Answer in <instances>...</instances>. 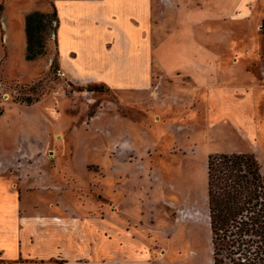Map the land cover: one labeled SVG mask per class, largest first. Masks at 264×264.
I'll return each instance as SVG.
<instances>
[{
    "label": "rangeland",
    "instance_id": "374dc122",
    "mask_svg": "<svg viewBox=\"0 0 264 264\" xmlns=\"http://www.w3.org/2000/svg\"><path fill=\"white\" fill-rule=\"evenodd\" d=\"M216 5L215 63L211 57L199 66L206 56L192 46L209 43L205 22L185 35L190 48L182 49L169 10L170 16L159 14L169 27L164 61L152 64L151 87L115 91L63 76L50 17L39 31L43 53L24 58V14L50 16V0H0V139L9 146L33 142L38 149L25 156L30 170L49 176L57 193L69 186L73 203L111 207L122 194L117 175L127 171L124 186L139 193L142 182L129 166L146 172L151 189L160 184L166 206L165 264H212L204 211L207 155L252 153L264 175V7L260 0ZM183 74L215 78L198 82ZM70 163L73 176H66Z\"/></svg>",
    "mask_w": 264,
    "mask_h": 264
},
{
    "label": "crops",
    "instance_id": "0c3cea01",
    "mask_svg": "<svg viewBox=\"0 0 264 264\" xmlns=\"http://www.w3.org/2000/svg\"><path fill=\"white\" fill-rule=\"evenodd\" d=\"M167 1L170 5L161 0H50L56 63L63 76L101 82L115 91L150 88L155 79L152 64L161 66L167 44L169 18L159 14L170 16L169 10L172 25L180 30L182 49L190 48L185 35L200 30L205 22L209 43L192 46L206 56L198 59L199 66L211 63V57L215 63L211 21L221 9L216 5L220 0ZM183 75L198 82L215 78ZM37 149L33 142L9 146L0 139V263L165 264L162 212L166 206L160 184L151 189L148 174L129 166L136 173L133 178L142 182L141 195L135 187L124 186L128 172L123 170L116 177L122 194L118 200L113 197L111 207L73 203L67 198L69 186L57 193L59 185L49 176L30 170L25 156ZM72 168V163L66 166V176H73ZM204 211L207 217L206 207Z\"/></svg>",
    "mask_w": 264,
    "mask_h": 264
},
{
    "label": "trees",
    "instance_id": "16d2710c",
    "mask_svg": "<svg viewBox=\"0 0 264 264\" xmlns=\"http://www.w3.org/2000/svg\"><path fill=\"white\" fill-rule=\"evenodd\" d=\"M51 4V3H50ZM46 13L24 14V58L43 53L39 31ZM206 210L212 264H264V175L252 153L209 154L205 160Z\"/></svg>",
    "mask_w": 264,
    "mask_h": 264
}]
</instances>
